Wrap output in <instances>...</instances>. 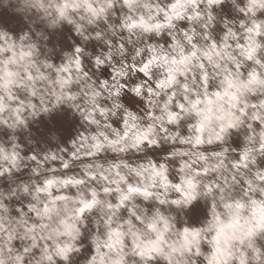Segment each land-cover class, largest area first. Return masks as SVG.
<instances>
[{"label":"clouds","instance_id":"clouds-1","mask_svg":"<svg viewBox=\"0 0 264 264\" xmlns=\"http://www.w3.org/2000/svg\"><path fill=\"white\" fill-rule=\"evenodd\" d=\"M0 264H264V0H0Z\"/></svg>","mask_w":264,"mask_h":264}]
</instances>
